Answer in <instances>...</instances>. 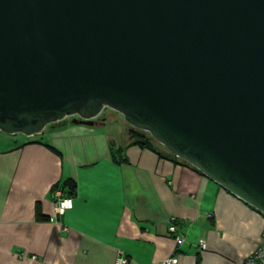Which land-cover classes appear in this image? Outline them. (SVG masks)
Listing matches in <instances>:
<instances>
[{"label": "water", "instance_id": "water-1", "mask_svg": "<svg viewBox=\"0 0 264 264\" xmlns=\"http://www.w3.org/2000/svg\"><path fill=\"white\" fill-rule=\"evenodd\" d=\"M104 108L264 216V0H0V131Z\"/></svg>", "mask_w": 264, "mask_h": 264}, {"label": "crops", "instance_id": "crops-1", "mask_svg": "<svg viewBox=\"0 0 264 264\" xmlns=\"http://www.w3.org/2000/svg\"><path fill=\"white\" fill-rule=\"evenodd\" d=\"M69 118L0 148V264H241L256 249L258 211L161 147L128 146L117 163L110 143L124 131ZM67 181L73 206L57 216Z\"/></svg>", "mask_w": 264, "mask_h": 264}, {"label": "built area", "instance_id": "built-area-1", "mask_svg": "<svg viewBox=\"0 0 264 264\" xmlns=\"http://www.w3.org/2000/svg\"><path fill=\"white\" fill-rule=\"evenodd\" d=\"M54 212L57 216L63 215L66 211L72 209L73 203L70 197L64 196L60 189L54 190ZM212 215L209 214L208 217ZM169 233L173 235L176 244L179 246L183 242V236L178 234L175 226V218L170 219V226L168 228ZM199 247L202 251L206 250L207 246L203 240L199 241ZM116 264H127V260L119 256L116 260ZM162 264H177L175 257L166 259ZM241 264H264V231L262 232L261 239L256 249L251 255H249L244 263Z\"/></svg>", "mask_w": 264, "mask_h": 264}, {"label": "trees", "instance_id": "trees-1", "mask_svg": "<svg viewBox=\"0 0 264 264\" xmlns=\"http://www.w3.org/2000/svg\"><path fill=\"white\" fill-rule=\"evenodd\" d=\"M106 123H108V122H105L104 124H106ZM116 139H117V142L122 147L114 148L113 144L110 143V149H111V153L113 154L114 161L117 163H119V160L116 159V157H117L116 155L118 154V152L121 153L123 151V149L128 147V146H137V147L142 148V149H150V150L156 152L159 156H163L162 153L160 152L161 146L156 141H154L147 133L133 129L130 126L127 128L126 131H124L123 133H120L116 137ZM169 156L172 159L178 160V161L186 164L182 160L174 157L170 152H169ZM123 161L124 160L122 159L121 162H123ZM56 189L62 190L67 197H71L75 194V186L70 181L65 182L60 187L58 185H56L54 190H56Z\"/></svg>", "mask_w": 264, "mask_h": 264}, {"label": "rangeland", "instance_id": "rangeland-1", "mask_svg": "<svg viewBox=\"0 0 264 264\" xmlns=\"http://www.w3.org/2000/svg\"><path fill=\"white\" fill-rule=\"evenodd\" d=\"M69 119H75L78 121L81 120L78 116H71V118H69ZM94 122L103 123V124L105 122H108V123H106L107 126H105V127H106V129H109V130L126 131L127 128L129 127L124 122L123 117L120 114H118V113H116V112H114L108 108H104L102 113L97 118L94 119ZM12 137H14V136H11L9 134H5V133L0 131V148L1 147L3 148L10 143L11 144L14 143V140H11ZM16 137H17L16 140H19V139L26 140L28 138L27 136H24L23 134H17Z\"/></svg>", "mask_w": 264, "mask_h": 264}]
</instances>
